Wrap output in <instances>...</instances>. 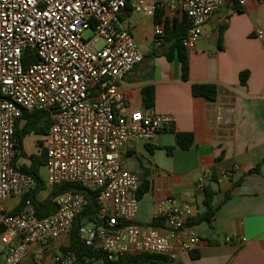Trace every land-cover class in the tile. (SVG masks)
<instances>
[{"label":"built area","instance_id":"1","mask_svg":"<svg viewBox=\"0 0 264 264\" xmlns=\"http://www.w3.org/2000/svg\"><path fill=\"white\" fill-rule=\"evenodd\" d=\"M250 0H0V247L2 264H79L69 252H53V242L69 237L86 200L65 191L52 197L55 212L39 217L32 199L18 213L5 207L36 185L19 171L15 157L16 121L44 111L49 127L44 139L46 161L42 180L52 191L66 183L97 191L95 220L78 230L80 240L115 262L141 253L167 256L191 252L200 236L187 228L199 212L167 196L155 204L161 227L136 222L139 178L123 167L121 149L132 140L151 142L171 129L174 117L147 111H124L122 79L144 54L133 34L120 26L127 5L134 14L154 20L162 36L165 21L185 16L188 28L182 45L195 48L203 26L221 7L244 6ZM261 2L262 0H254ZM159 15L158 22L155 19ZM88 32L87 36L84 33ZM254 36L264 47V27ZM34 61L23 68L26 52ZM204 173L197 189L204 190ZM231 242V237H225ZM240 243L244 238H238Z\"/></svg>","mask_w":264,"mask_h":264},{"label":"crops","instance_id":"2","mask_svg":"<svg viewBox=\"0 0 264 264\" xmlns=\"http://www.w3.org/2000/svg\"><path fill=\"white\" fill-rule=\"evenodd\" d=\"M236 7L239 11L233 4H226L203 26L197 45L188 52L187 81L181 79L176 52L169 61L162 54L165 48L155 45L152 18L132 12L126 16L124 11L120 16V26L129 30L137 43L149 45L143 61L119 83L124 111L174 117L172 128L159 131L151 142L132 140L121 149L123 167L139 182L145 179L149 184V190L138 199L137 224H151L156 218V202L167 196L201 213L203 191L197 184L204 173H208L204 185L216 191L213 204L222 202L211 225L201 230L187 227L195 233L210 227L214 233L200 237L193 251L178 253L175 263L179 264H264V47L254 36L255 28L264 27V0H250ZM220 27L223 33L219 47ZM153 50L159 54L150 56ZM243 71L248 72L245 85L239 80ZM197 83L216 85V100L193 97L190 87ZM146 87L154 91L150 108L144 107L141 99ZM23 123L20 121L19 127ZM179 135H191L188 148H181ZM44 139L45 134H27L22 140L26 155H38L40 148L44 149ZM29 164L27 158L15 162L16 167ZM39 171L45 175L43 165ZM228 191L231 195L224 201ZM50 192L44 188L37 200L46 199ZM20 200L8 199L6 209L12 212ZM226 236L233 240L226 242ZM238 238L245 242L240 243ZM67 244V238L56 239L53 252H62ZM25 264L33 263L29 259ZM46 264L51 262L47 259Z\"/></svg>","mask_w":264,"mask_h":264},{"label":"trees","instance_id":"3","mask_svg":"<svg viewBox=\"0 0 264 264\" xmlns=\"http://www.w3.org/2000/svg\"><path fill=\"white\" fill-rule=\"evenodd\" d=\"M237 5L233 4V7L239 11ZM130 7L127 5L124 13L126 16L130 14ZM159 15H157L155 22H158ZM188 28V23L185 16H182L180 20L174 18L171 22L165 21L163 27V35L156 36L154 35V43L155 45H159L160 47H164L165 50L162 52L167 60L171 61L173 59V52H176V57L180 63V71H181V79L184 81L188 80L189 74V62H188V51L182 45V40L186 36V31ZM223 28H219V37L218 43L220 47V42L222 40V32ZM32 53V51H27L25 55L22 57V65L23 68L29 66L31 62L34 61V55H30L28 58V54ZM159 53L157 50H153L150 53V56H157ZM248 77V72L243 71L239 74V80L241 85H245ZM191 94L193 97H200L206 101L213 102L217 97V87L211 83H197L192 84ZM141 99L142 104L146 108H150L153 105L154 100V91L153 87H146L141 91ZM20 121H24L23 125L19 127ZM49 127V117L48 114L44 111H35L31 113H24L15 124L14 131V140H15V157L13 160V164L15 165L16 159L18 158H27L30 161L29 166H19L16 167L19 171L24 174L30 175L34 177L36 181L35 187L26 195H24L19 204L12 210V214L18 213L24 203V200L27 198L32 199V205L36 211L37 216L44 217L53 212H55L56 208L52 201V197L65 192L72 191L80 194L85 200L86 205L84 210L80 215H78L73 222V226L71 232L68 237V244L66 248L62 249V252H69L74 255L79 264H92L95 261L102 259V254L99 251H96L90 247H87L79 238L78 230L79 228L86 222L95 220L97 216L98 206L96 203V196L98 194L97 191H90L88 189L82 188L77 184H61L56 186L51 192L50 195L42 200H37V194L44 190L45 186L41 180L39 175V169L42 165H44L46 161L45 149L40 148L39 154H31L26 155L22 147L23 138L30 133L35 134H46ZM192 137L191 135H179L178 142L181 148L186 149L191 144ZM254 169L253 171H256ZM215 181V180H214ZM238 182H235L234 185H237ZM149 190L148 181L145 179L141 180L139 183L137 198L140 199L147 191ZM216 194V191L209 185L204 187L203 190V206L204 210L199 213L196 217L192 218L188 223L187 227H195L200 224L206 223L211 225L214 221L215 213L219 206L222 204H213V199ZM231 192L228 191L225 194L224 201L229 199ZM161 225L160 219L155 218L148 227L156 228ZM193 258H196V255H192ZM103 264H179L175 263V260H170L167 256L164 255H156V254H147L141 253L137 255H126L120 257L115 262H108L106 260H102Z\"/></svg>","mask_w":264,"mask_h":264},{"label":"rangeland","instance_id":"4","mask_svg":"<svg viewBox=\"0 0 264 264\" xmlns=\"http://www.w3.org/2000/svg\"><path fill=\"white\" fill-rule=\"evenodd\" d=\"M134 15H136V16H138L139 14H134ZM140 16V15H139ZM149 30L150 31H152V27L150 26V28H149ZM89 33L88 32H86V33H84V36H87ZM138 44V46H139V48L141 49V51L142 52H148V50H149V45L148 44H145L144 42H142V43H137ZM28 147V145H26V148ZM39 175H40V177L42 178V180H44V175H43V172H41V171H39ZM42 196V195H41ZM12 205V204H11ZM10 205V206H11ZM204 226H206V223H203V224H200V225H198V226H195L194 228H195V230H201Z\"/></svg>","mask_w":264,"mask_h":264},{"label":"water","instance_id":"5","mask_svg":"<svg viewBox=\"0 0 264 264\" xmlns=\"http://www.w3.org/2000/svg\"><path fill=\"white\" fill-rule=\"evenodd\" d=\"M214 233V229L213 228H206L202 231H199L197 234L202 237V236H211Z\"/></svg>","mask_w":264,"mask_h":264}]
</instances>
